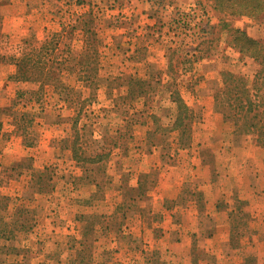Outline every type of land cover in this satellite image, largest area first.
Wrapping results in <instances>:
<instances>
[{
	"label": "rangeland",
	"instance_id": "obj_1",
	"mask_svg": "<svg viewBox=\"0 0 264 264\" xmlns=\"http://www.w3.org/2000/svg\"><path fill=\"white\" fill-rule=\"evenodd\" d=\"M8 1L0 0V14L10 10ZM20 1L21 8L12 13L35 19L28 26L20 19L14 35L11 22L1 16L3 60L11 53L19 56L23 36H50L89 11L111 47L97 51L99 83L93 90L73 74L62 76L85 99V111L77 116L78 99L63 100L48 84L38 95L30 94L39 84L17 83L16 66L8 79L17 84L1 82L0 196L10 199L0 204H24L30 211L22 217L31 225L15 232L13 240L0 238V245L13 248L11 254L3 248L0 264H76L79 252L84 264H264V125L260 136L235 140L232 124L217 119L213 105L220 73L228 71L257 93L256 109H263L264 73L254 78L261 65L232 44L240 32L264 41V9L256 17L234 8L214 9V0H33L34 9L25 11V0ZM234 1L229 2L233 7ZM123 74L151 83L173 81L182 99L200 108L189 146L178 144L176 129L146 134L149 112L162 125L173 120L175 104L164 86H155L147 99L125 102L126 112L143 110L138 120H146L129 131L119 114L103 111L112 106L110 97L124 92V87L108 88L106 78ZM17 90L28 93L9 109ZM75 118L78 134L86 123V138L80 135L78 141L86 139L88 146L80 144V152H108L100 169L85 166L98 186L78 179L82 168L61 144L72 138ZM112 119L116 123L106 125ZM43 168L48 185L29 192L31 169ZM11 211L0 213L4 221ZM247 254L252 257L246 262Z\"/></svg>",
	"mask_w": 264,
	"mask_h": 264
},
{
	"label": "trees",
	"instance_id": "obj_2",
	"mask_svg": "<svg viewBox=\"0 0 264 264\" xmlns=\"http://www.w3.org/2000/svg\"><path fill=\"white\" fill-rule=\"evenodd\" d=\"M214 9L223 10L225 9H236L238 12H244L246 14H252L258 17L261 11L264 9V0H235V7L229 4L230 0H214ZM78 4L82 3V0H76ZM96 20L93 17L91 11L80 14V16L74 18V21H67L61 26V28L55 33H51L48 39H45L38 46H25L24 50L20 52L19 56L16 57V74L12 76L16 81H28L38 83L37 90H30L29 93H38L43 89V85L48 84L53 86L56 93L63 99H78L77 102L79 107L77 109L76 115L80 112L85 111V99H82L81 92L73 87H68L63 82V74L67 76L74 75L75 80L82 82L84 85L88 86L89 89L93 90L98 86L99 79L97 78V70L99 66L98 61V45L100 40L97 37L95 26ZM226 25V24H225ZM237 32V30H235ZM76 32L81 33L83 39L80 46H74L73 39L76 38ZM75 42L76 39H75ZM80 45V44H79ZM242 55H247L254 58L260 65V69L256 72L254 78L259 79L260 75L264 73V41L248 37L244 33H239L236 37L234 44H232ZM76 47V48H75ZM27 48V49H26ZM75 52L71 56V52ZM33 56L36 57L33 60ZM90 56V57H89ZM37 61L40 62L37 65ZM221 86H218L213 91V105L214 109L219 112L222 116L224 122H229L232 124V134L234 139L237 140L243 134L258 133L261 135V127L264 125V107L261 111L256 108L259 106L255 103V98H257V93L253 95L250 93V88L246 86L245 80L233 74L232 72L222 71L220 73ZM106 86L108 88L114 87L121 88L124 87V92L116 94L113 99V104L110 108H102L103 111H114L123 122V130L129 131L132 126L136 123H145L144 117L139 118L138 115L143 111L129 112L125 111L126 104L128 100L135 99L137 97H144L147 99L149 97L148 92L154 90L155 86H164V90L167 91V98L175 104V111L173 114V120L169 125H162L160 122V117L148 113V119H150V128L146 130V134H150L153 130L168 131L176 129L178 131V144L181 147H186L190 145L191 142V131L192 125L199 121L201 118L200 108H195L188 105L181 97L178 89L173 85V81H167L161 83L159 80L151 83L150 80H145L139 77H134L132 75L123 74L113 78H106ZM110 79V80H109ZM175 84V83H174ZM152 90V91H153ZM28 91V90H27ZM26 90H17L16 95L9 109H13L15 100L20 98L23 94L28 93ZM90 97L93 92H89ZM108 96H112L111 91H107ZM119 95V96H118ZM118 96V97H117ZM93 97V96H92ZM120 100V101H118ZM145 104V103H144ZM160 109H164L160 104H157ZM128 107V104H127ZM15 110V108H14ZM140 112V113H139ZM23 115V114H22ZM134 117V118H133ZM113 120V119H112ZM76 118L73 119V126H71L73 135L70 139H62V146L70 148L71 158L74 160L79 167L82 168V174L77 176L78 179H89V182H94L98 186L100 184L95 179H91L89 174H85L87 168L86 165L90 164V167L96 165V169H100L106 161L108 152L103 151L102 153H95L94 155L87 154L85 151L80 152L81 146L85 144V149L88 146L87 140L84 139L83 143L79 140V136H84L85 124L82 123L79 128L81 133L78 134V129L75 126ZM113 122H107L106 125L115 124ZM152 127V128H151ZM152 129V130H151ZM124 133L121 135L123 136ZM119 136V137H122ZM116 139L109 143L115 144ZM124 142V141H123ZM107 145V144H106ZM106 149V147H102ZM28 168L30 166H27ZM91 170V168H89ZM93 171V169H92ZM37 173V177L34 176ZM30 180L28 183V191H43L48 183L43 182L44 176L48 175V171L43 168L42 171H30ZM89 177V178H88ZM49 177H46L48 180ZM139 182V181H138ZM138 187H141V183H138ZM140 190V188H136ZM9 200L8 196H0L1 200ZM88 201V200H86ZM24 204L18 203L14 205L10 215H8V221H4V216L0 215V238L9 240L14 237L15 232L26 230L30 228L28 219L26 215L22 217V214L29 212ZM81 243V242H80ZM6 248L5 254L13 253V248L8 250V246L5 244L0 245V252ZM16 252H14L15 254ZM17 254V253H16ZM79 256L76 264H84L85 256ZM90 257V256H89ZM88 257V258H89ZM251 259V256L246 258V262Z\"/></svg>",
	"mask_w": 264,
	"mask_h": 264
},
{
	"label": "crops",
	"instance_id": "obj_3",
	"mask_svg": "<svg viewBox=\"0 0 264 264\" xmlns=\"http://www.w3.org/2000/svg\"><path fill=\"white\" fill-rule=\"evenodd\" d=\"M21 1L20 0H9L8 2H7V5L9 6V8H10V10L9 11H7L6 13H4V14H0V18H1V16H2V20H8L9 22H11V24L10 25H12V28H11V30H12V32L14 33V35L16 34V30L15 31H13L14 29H16V27H17V25H16V23H19L20 22V19L21 20H23L24 22L22 23V24H24V25H26V26H28V25H32L33 24V20L35 19H30V18H28V17H30V15H28V16H24V15H21V17L20 16H16V15H14V13H12L13 11H16L18 8H21L20 6L21 5H19V3H20ZM23 3V6H24V8H25V11H27L28 10V8H31L32 7V5H33V0H25V1H23L22 2ZM31 9H34V8H31ZM17 14H19V12H17ZM2 21H0V31H3L4 29H3V26H2ZM22 32L24 33L23 35H25L26 34V32H27V28L25 29V32H24V29H22ZM10 34V33H9ZM49 33L48 32H46L45 33V35L42 37V38H39L38 36H37V34H28V35H25V36H23L22 38H21V41H20V44H24V46H26L27 47V45L29 44V46L31 47V46H38L40 43H42L45 39H48L49 38V35H48ZM96 34H97V37H98V39L100 40V43H99V45H98V49L99 50H102V49H104L105 47L106 48H110L111 46H109L110 45V43L108 42V40H107V37L106 36H104V30L103 31H101L100 29L98 30V32H96ZM75 39H76V41L77 42H75ZM74 39V44H77V46H78V48L80 49V46H81V43H82V39H83V37H82V35H81V33H77L76 32V38ZM80 44V45H79ZM27 48H29V47H27ZM26 48V49H27ZM2 56V55H1ZM4 58L3 57H0V84H1V82H3V80L4 81H6L7 83H11V84H17V83H19V81L16 83V82H10L9 81V79H8V77H11V76H9V75H11V73H13L14 72V66H16L15 65V63L14 62H16V54H10L9 55V57H7V60H3ZM142 60V59H141ZM137 61H139V60H137ZM1 62H8V63H1ZM2 68H6L5 70H4V72L2 73ZM6 78H7V80H6ZM20 83H26V84H31V83H33V82H28V81H21ZM1 95V94H0ZM209 111V110H208ZM218 113V112H217ZM217 115V119H219V117L221 118V121L224 123V121H223V119H222V116L218 113V114H216ZM200 121V120H199ZM198 121V122H199ZM197 122V123H198ZM196 122L192 125V130H193V128H194V126L197 124ZM226 123V122H225ZM29 170V169H28ZM13 205H16V204H13ZM14 207V206H13ZM13 207L11 208L10 206H6V205H2V204H0V213H3V212H6L8 209H13ZM19 232V231H18ZM15 236V235H14ZM15 238V237H14ZM11 240H13V239H11ZM246 255V254H245ZM248 255V254H247ZM248 256H250V255H248ZM252 257V256H251ZM246 258V257H245ZM244 260V259H243Z\"/></svg>",
	"mask_w": 264,
	"mask_h": 264
}]
</instances>
